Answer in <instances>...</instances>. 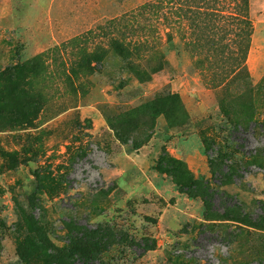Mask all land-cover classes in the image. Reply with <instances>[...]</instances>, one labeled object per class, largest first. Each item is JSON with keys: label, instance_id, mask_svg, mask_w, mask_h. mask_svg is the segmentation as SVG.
Wrapping results in <instances>:
<instances>
[{"label": "rangeland", "instance_id": "rangeland-1", "mask_svg": "<svg viewBox=\"0 0 264 264\" xmlns=\"http://www.w3.org/2000/svg\"><path fill=\"white\" fill-rule=\"evenodd\" d=\"M199 1L0 0V70L49 54L0 117V264H264V0Z\"/></svg>", "mask_w": 264, "mask_h": 264}, {"label": "trees", "instance_id": "trees-1", "mask_svg": "<svg viewBox=\"0 0 264 264\" xmlns=\"http://www.w3.org/2000/svg\"><path fill=\"white\" fill-rule=\"evenodd\" d=\"M199 0H190L192 4H198ZM202 1V0H200ZM199 1V2H200ZM244 3L248 6V0H232V9L240 10V13L236 11L231 12L230 16L234 19H238L242 16V21L251 26L249 18L242 14L244 13ZM153 4H145L144 7H149ZM182 6V5H181ZM241 8V9H239ZM79 40V37H75L69 41L71 45H74ZM63 43L58 47V50L62 46H66ZM113 51L114 54L121 56L122 58L129 60L136 55H139L137 51L139 48L133 43L126 42L125 39L120 37H111L108 47L96 48V50L88 51L86 48L81 49L79 52L74 53V60L69 65L70 68L67 72V78L72 83L74 79H80L88 70L95 69V65H102L108 55L109 51ZM136 52L138 54H136ZM47 52H42L25 61H17L8 64L2 70H0V117L2 115H8L13 120H20L22 118L28 119L31 116L36 115L40 107V96L37 92L36 78L48 71ZM173 98L170 94L166 96L165 101ZM252 113H244V126L253 119ZM236 124H242V120H237ZM127 142V140H124ZM85 264H89L83 260Z\"/></svg>", "mask_w": 264, "mask_h": 264}]
</instances>
